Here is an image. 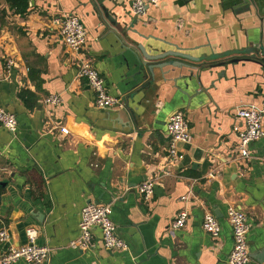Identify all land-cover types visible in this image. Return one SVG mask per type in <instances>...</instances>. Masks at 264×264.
I'll return each instance as SVG.
<instances>
[{
    "label": "crops",
    "instance_id": "0c3cea01",
    "mask_svg": "<svg viewBox=\"0 0 264 264\" xmlns=\"http://www.w3.org/2000/svg\"><path fill=\"white\" fill-rule=\"evenodd\" d=\"M64 13L86 26L80 55L53 25ZM256 44L254 61L238 54ZM164 52L202 61L144 57ZM262 59L264 0H163L140 17L133 0H31L24 14L0 0V105L19 123L15 135L0 125V256L34 227L52 250L46 264H228L232 207L248 216L249 264H264V138L243 157L234 131L240 109L264 110ZM77 60L97 68L123 107L96 106ZM52 95L60 104L46 103ZM177 112L192 140L172 160L167 123ZM89 202L112 205L126 251L105 249L100 230L93 250L69 246ZM182 210L187 224L173 230ZM207 212L221 224L218 241L202 228Z\"/></svg>",
    "mask_w": 264,
    "mask_h": 264
},
{
    "label": "built area",
    "instance_id": "2783aa9c",
    "mask_svg": "<svg viewBox=\"0 0 264 264\" xmlns=\"http://www.w3.org/2000/svg\"><path fill=\"white\" fill-rule=\"evenodd\" d=\"M163 0H133V12L135 17L142 16L147 8H156ZM57 33L61 36L62 42L76 56L80 55L88 43L86 26L80 17L74 14L64 13L53 20ZM78 77L85 80L94 93L95 104L100 109L123 107L120 98L110 94L106 81L95 66L88 60L76 61ZM15 67V60H8V73ZM61 102L60 95H52L46 99L47 104L58 105ZM264 106V103H263ZM237 117L243 123V127L236 126L234 131L240 140V150L243 157L248 156V147L251 143L264 138V110L257 108H243L237 112ZM16 115L8 112L0 105V125L9 133L15 135L18 129ZM63 134H69L68 128H60ZM167 137L169 140V157L177 158L179 143H189L192 140L189 121L182 112L173 114L167 123ZM155 180L150 178L144 181L139 192L144 203H149L154 196ZM112 205H102L89 202L82 209L79 222V235L76 240L70 243V247L77 251H90L96 245V230H100L101 239L105 249L109 251H126L128 246L120 237L117 226L113 221ZM189 214L182 210L172 228L183 229L187 224ZM228 220L233 233V248L228 257V264H249L251 256L248 244L250 225L247 214L237 208H230ZM203 230L215 241L221 237L222 227L219 220L210 212L204 216L202 223ZM27 243L21 246H10L7 251L1 254L0 264H46L51 258V248L47 245H39L37 239L39 231L31 227L26 232ZM8 241L6 229L0 230V242Z\"/></svg>",
    "mask_w": 264,
    "mask_h": 264
},
{
    "label": "water",
    "instance_id": "95a60500",
    "mask_svg": "<svg viewBox=\"0 0 264 264\" xmlns=\"http://www.w3.org/2000/svg\"><path fill=\"white\" fill-rule=\"evenodd\" d=\"M260 49H263L262 48V45L261 44H256V45H254V46H252V48H249V49H247V50H241L238 54H247L248 56H250L251 58L250 59H244V60H253L256 56H254V55H258V54H260L259 52H260ZM169 56H171V57H177V58H181L182 60H188V61H191V62H201L202 61V58H194V57H190V56H187V55H185V54H181L180 52L179 53H176V52H164V53H162V54H159V55H157V56H155L154 57V59H150V58H148L147 56H145L144 55V57L146 58V60H163V59H165V58H167V57H169ZM252 57H254V58H252ZM212 59H214V58H212ZM203 60H204V58H203ZM209 60V59H208ZM262 60H264V59H262ZM237 61H239V60H234V62H237ZM254 61V60H253ZM259 63H261L260 61H258ZM263 62V61H262ZM169 62H167V64H168ZM173 62H170V64H172ZM177 64H182V63H179V62H177ZM172 65H174V64H172ZM184 65H187V64H183V66ZM188 66V65H187ZM150 67V66H149ZM150 70H152L151 68H149ZM264 257V256H263ZM263 259V258H262ZM262 259H259V261L260 262H262Z\"/></svg>",
    "mask_w": 264,
    "mask_h": 264
},
{
    "label": "trees",
    "instance_id": "16d2710c",
    "mask_svg": "<svg viewBox=\"0 0 264 264\" xmlns=\"http://www.w3.org/2000/svg\"><path fill=\"white\" fill-rule=\"evenodd\" d=\"M11 8L15 9L18 13L24 14L30 7L31 0H6Z\"/></svg>",
    "mask_w": 264,
    "mask_h": 264
}]
</instances>
